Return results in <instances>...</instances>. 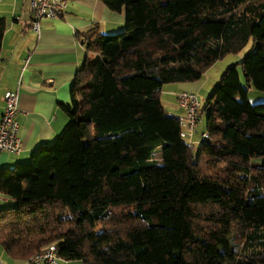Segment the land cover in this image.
I'll return each mask as SVG.
<instances>
[{
    "label": "trees",
    "instance_id": "16d2710c",
    "mask_svg": "<svg viewBox=\"0 0 264 264\" xmlns=\"http://www.w3.org/2000/svg\"><path fill=\"white\" fill-rule=\"evenodd\" d=\"M103 2L125 10V29L89 32L59 105L67 124L0 170L16 200L0 210V246L25 260L54 244L84 264H264V162L251 164L264 158V0ZM6 28L0 18V52ZM250 43L208 97L196 149L164 86L199 81Z\"/></svg>",
    "mask_w": 264,
    "mask_h": 264
},
{
    "label": "crops",
    "instance_id": "0c3cea01",
    "mask_svg": "<svg viewBox=\"0 0 264 264\" xmlns=\"http://www.w3.org/2000/svg\"><path fill=\"white\" fill-rule=\"evenodd\" d=\"M29 2L0 0V18L7 23L0 52V120L6 92L20 87L18 121L19 135L24 143L19 154L0 153V170L28 161L36 149L52 143L67 124L68 117L59 105L71 103L76 73L88 56L85 42L89 32L110 34L125 27V10L121 13L111 11L103 0H69L64 14L43 20L41 32L37 34L30 26ZM204 76L195 82L165 85L161 93L164 108L180 117L183 110L178 105V94L181 91L201 95L213 89L209 85L211 79ZM263 162L264 158H259L253 165ZM15 203L14 198L0 192V210ZM0 261L3 264H33L29 260L12 258L1 246ZM59 264L84 263L61 260Z\"/></svg>",
    "mask_w": 264,
    "mask_h": 264
},
{
    "label": "built area",
    "instance_id": "2783aa9c",
    "mask_svg": "<svg viewBox=\"0 0 264 264\" xmlns=\"http://www.w3.org/2000/svg\"><path fill=\"white\" fill-rule=\"evenodd\" d=\"M68 5L69 0H30L28 11L31 28L39 34L43 20L61 17ZM19 88L7 91L5 94V108L0 120V153L19 154L24 149L23 139L19 135ZM178 105L183 110V114L180 116L181 136L192 144L200 123L202 104L197 93L183 90L178 94ZM201 136L202 139L208 137L205 132ZM61 260L54 244L47 246L29 259L33 264H59ZM0 264L3 263L0 261Z\"/></svg>",
    "mask_w": 264,
    "mask_h": 264
},
{
    "label": "rangeland",
    "instance_id": "374dc122",
    "mask_svg": "<svg viewBox=\"0 0 264 264\" xmlns=\"http://www.w3.org/2000/svg\"><path fill=\"white\" fill-rule=\"evenodd\" d=\"M125 29V28H124ZM123 30V29H121ZM118 32V31H117ZM251 48V43L243 50V52L241 53V55H245ZM242 56L238 57V56H227L221 60H218L215 64H213L208 70L207 72L205 73V76L204 78H210L211 79V82L209 83L210 87L214 89V87L218 84L219 82V79H220V76L221 74L229 67V66H232L233 64H237L238 61H240L242 59ZM239 71L241 72L242 74V71H241V68L240 66L238 67ZM216 80V81H215ZM214 82V85H212V83ZM208 85V86H209ZM212 89V90H213ZM209 90V89H208ZM206 91V92H203L201 95H198V98L202 104V107L204 108L206 103H207V99L208 97L210 96L212 90L210 91ZM255 93H258V91L255 89V88H251L250 89V93H249V96H250V99H251V102L252 103H255V102H262V99L259 98V97H255ZM259 95V94H258ZM263 102H264V99H263ZM181 111V110H180ZM182 112V111H181ZM183 114V113H182ZM206 113L205 112H202L201 113V121H200V124L197 128V132L195 133L193 139H194V145H195V148L198 149L201 142H202V132L206 130ZM203 130V131H202ZM198 137V138H197ZM160 155L158 154L157 157H159ZM256 159H259V158H253L251 159V164H255V160Z\"/></svg>",
    "mask_w": 264,
    "mask_h": 264
},
{
    "label": "water",
    "instance_id": "95a60500",
    "mask_svg": "<svg viewBox=\"0 0 264 264\" xmlns=\"http://www.w3.org/2000/svg\"><path fill=\"white\" fill-rule=\"evenodd\" d=\"M241 62H242V59L240 61H238V63H241ZM250 86H251V84H250Z\"/></svg>",
    "mask_w": 264,
    "mask_h": 264
}]
</instances>
